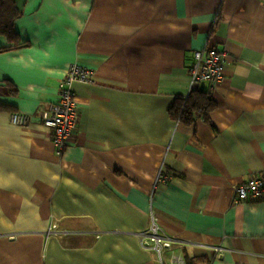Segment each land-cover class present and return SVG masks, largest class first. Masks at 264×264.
<instances>
[{"label": "crops", "instance_id": "obj_1", "mask_svg": "<svg viewBox=\"0 0 264 264\" xmlns=\"http://www.w3.org/2000/svg\"><path fill=\"white\" fill-rule=\"evenodd\" d=\"M16 3V41L0 36V264H158L138 237L152 213L191 244L167 263L264 264V200L236 194L264 175V0ZM206 47L226 53L225 80L199 87L216 107L187 125L171 109ZM74 64L95 76L73 84L59 155L40 114Z\"/></svg>", "mask_w": 264, "mask_h": 264}, {"label": "built area", "instance_id": "obj_2", "mask_svg": "<svg viewBox=\"0 0 264 264\" xmlns=\"http://www.w3.org/2000/svg\"><path fill=\"white\" fill-rule=\"evenodd\" d=\"M226 53L213 47H206L195 52V60L190 69L192 89L201 87L202 84L213 86L225 80L224 64ZM95 71L80 65H71L60 84L59 100L49 110L41 112L40 117L44 127L53 132L54 144L57 152L62 155L68 140L77 130L79 122V104L73 91L74 82H91ZM30 116L18 112L11 114V123L26 127L30 125ZM237 201L264 200V175L251 178L236 188ZM141 247L156 256L158 264H186L181 256L172 255L171 263L165 257L175 248L190 246L191 244L180 240L170 234L160 225L154 213L151 215V225L146 230L138 233ZM219 252L220 247L210 248Z\"/></svg>", "mask_w": 264, "mask_h": 264}, {"label": "trees", "instance_id": "obj_3", "mask_svg": "<svg viewBox=\"0 0 264 264\" xmlns=\"http://www.w3.org/2000/svg\"><path fill=\"white\" fill-rule=\"evenodd\" d=\"M17 0H0V36L7 37L11 42L16 41L14 24L21 12L17 7ZM12 47L0 48V52ZM212 91L209 89H194L185 98L177 99L171 109L172 116L187 124H193L198 116H207L215 109Z\"/></svg>", "mask_w": 264, "mask_h": 264}, {"label": "water", "instance_id": "obj_4", "mask_svg": "<svg viewBox=\"0 0 264 264\" xmlns=\"http://www.w3.org/2000/svg\"><path fill=\"white\" fill-rule=\"evenodd\" d=\"M205 86H206L205 84H202V88H205Z\"/></svg>", "mask_w": 264, "mask_h": 264}]
</instances>
